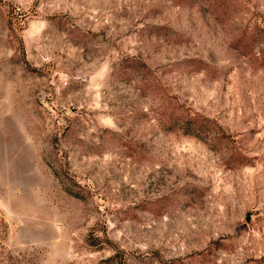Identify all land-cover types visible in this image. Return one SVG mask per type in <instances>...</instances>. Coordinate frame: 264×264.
Returning a JSON list of instances; mask_svg holds the SVG:
<instances>
[{"label": "rangeland", "instance_id": "374dc122", "mask_svg": "<svg viewBox=\"0 0 264 264\" xmlns=\"http://www.w3.org/2000/svg\"><path fill=\"white\" fill-rule=\"evenodd\" d=\"M0 264H264V0H0Z\"/></svg>", "mask_w": 264, "mask_h": 264}]
</instances>
